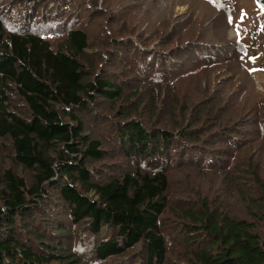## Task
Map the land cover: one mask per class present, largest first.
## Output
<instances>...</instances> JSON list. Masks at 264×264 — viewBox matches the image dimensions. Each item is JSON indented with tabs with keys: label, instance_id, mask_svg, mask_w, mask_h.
<instances>
[{
	"label": "trees",
	"instance_id": "obj_1",
	"mask_svg": "<svg viewBox=\"0 0 264 264\" xmlns=\"http://www.w3.org/2000/svg\"><path fill=\"white\" fill-rule=\"evenodd\" d=\"M46 1L16 29L0 21V149L10 161L0 169V264H168L164 219L181 246L176 264H264V143L250 152L257 134L244 121L222 126L205 89L193 103L170 82L152 84L164 39L183 54L201 44L117 32L108 44L77 26L53 48L46 36L87 8ZM206 168L242 176L238 215L205 184ZM75 227L88 248L72 246Z\"/></svg>",
	"mask_w": 264,
	"mask_h": 264
},
{
	"label": "rangeland",
	"instance_id": "obj_2",
	"mask_svg": "<svg viewBox=\"0 0 264 264\" xmlns=\"http://www.w3.org/2000/svg\"><path fill=\"white\" fill-rule=\"evenodd\" d=\"M258 1L73 0L70 4L72 8L74 5H82L83 8L86 6V11L89 12L91 5L95 3L98 13L89 15L83 11L84 17L81 22L71 27L66 25L53 36H46L45 40L49 41L53 48L55 46L57 48V45L65 40L66 31L81 26L90 34L91 40L96 37L103 41L108 36V44L115 38V32L119 33L121 41L122 36L128 35L135 41L136 37L133 35L137 34L153 40L165 35L171 38L170 36L173 35V39L178 43L193 40L200 43V46L183 54L176 48H171L169 39H164L163 46L159 48L160 56L157 58L154 72L157 82L152 84L161 83L165 88L167 82H170L176 88L178 101L182 98L194 97L196 100L193 103L205 89V97L209 102H213V111L217 112L218 108L221 118H225L224 122L223 119L220 120L222 126H231L234 121H244L245 130L257 134V140L251 143L250 150L255 152L260 149L261 142L264 143L262 123L264 122V8L258 4ZM34 2L44 4L47 1L33 0L28 3L24 0H0V21L5 30L16 29V24L26 20L25 10ZM59 2L60 0H57L55 7ZM63 5L72 12L68 4ZM58 12L62 11L57 8L55 14L50 16L58 18ZM68 20L72 23V19ZM125 26L130 29L127 30ZM154 46L153 42L150 48ZM152 84L146 82L147 88L151 89ZM10 98L15 111L24 110L23 102L16 92L12 93ZM210 153L213 155L214 151ZM9 162L8 155L0 149V169L7 167ZM236 162L242 168L245 167L240 163V156L237 157ZM232 164L233 162H229L220 166L227 171ZM235 170L233 168L227 173L225 180L222 175L215 174L219 173L217 170L206 168L203 175L205 184L222 188L219 191L220 196L229 204L228 208H234L235 214L238 215L243 202L233 188L242 176L237 175ZM186 172L185 168L174 171L175 179H171V183L183 180L176 177ZM244 172H241L243 176ZM164 222H167L165 230L169 242L168 264H176L174 261L180 254L181 246L180 243H175L173 230L168 228L169 222L166 219ZM76 228L72 231L74 236L72 246L85 243L84 247L88 248L89 237L87 236L86 241ZM125 260H122L121 256L98 263L90 257L86 259L85 264H123Z\"/></svg>",
	"mask_w": 264,
	"mask_h": 264
}]
</instances>
